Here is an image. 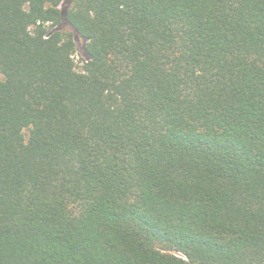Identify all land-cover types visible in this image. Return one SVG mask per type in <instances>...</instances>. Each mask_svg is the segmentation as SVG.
<instances>
[{
	"label": "trees",
	"instance_id": "obj_1",
	"mask_svg": "<svg viewBox=\"0 0 264 264\" xmlns=\"http://www.w3.org/2000/svg\"><path fill=\"white\" fill-rule=\"evenodd\" d=\"M0 74V264H264V0H0Z\"/></svg>",
	"mask_w": 264,
	"mask_h": 264
},
{
	"label": "rangeland",
	"instance_id": "obj_2",
	"mask_svg": "<svg viewBox=\"0 0 264 264\" xmlns=\"http://www.w3.org/2000/svg\"><path fill=\"white\" fill-rule=\"evenodd\" d=\"M81 41H77V47L78 50L75 52L74 54V60L77 66V70L81 71L82 70V66L85 63V59H87L81 50ZM3 79V76L0 74V81Z\"/></svg>",
	"mask_w": 264,
	"mask_h": 264
}]
</instances>
